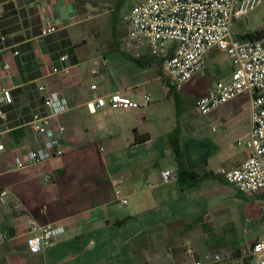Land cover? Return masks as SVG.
Segmentation results:
<instances>
[{"label":"crops","instance_id":"1","mask_svg":"<svg viewBox=\"0 0 264 264\" xmlns=\"http://www.w3.org/2000/svg\"><path fill=\"white\" fill-rule=\"evenodd\" d=\"M81 1L0 0V87L13 96L2 106L6 119H0V190H7L0 203V264H217L216 253L224 254L222 264H253L251 249L264 239V195L239 192L219 172L248 157V149L237 145L250 131L248 97L208 115H201L195 102L193 115L176 103L173 114L158 108L174 90L182 104L203 71L181 89L167 87L160 59L147 49L127 48L126 33L120 34L114 16L112 37L102 40L91 26L107 12L100 2L81 6ZM248 22L233 23L237 39L264 31L252 17ZM47 23L58 24L59 30L41 37ZM213 53L219 52L212 51L207 61ZM63 56L68 59L61 61ZM94 59L105 63L95 95L90 91ZM54 68L59 72L54 74ZM231 71L232 66L218 81L227 80ZM206 87L201 84L200 95L212 88ZM52 91L69 103L66 113L49 119L53 133L65 129L64 154L15 169L18 153L42 146L30 122L35 114H46L43 98ZM113 92L139 103L142 95L153 94L157 107L150 102L140 109L89 111L87 104L96 96ZM175 129L185 165L199 178L187 190L178 178L162 180V172L177 171ZM118 188L127 204L116 196ZM16 203L22 204L19 213L12 209ZM32 222L60 225L64 232L53 246L31 254L26 240ZM187 243L193 257L185 253Z\"/></svg>","mask_w":264,"mask_h":264},{"label":"built area","instance_id":"2","mask_svg":"<svg viewBox=\"0 0 264 264\" xmlns=\"http://www.w3.org/2000/svg\"><path fill=\"white\" fill-rule=\"evenodd\" d=\"M264 0H144L134 5L123 19L126 33V47L136 52L147 49L153 57L160 59L161 72L166 81L175 89H181L194 76L204 71L207 56L212 51L224 54L231 63L232 71L227 80L218 81L205 94L198 97L195 107L201 115H208L233 99L246 95L250 115V131L246 141H237L244 145L248 157L237 167L221 168V177L246 195H264V37L256 40L241 41L232 30L237 20L244 22ZM59 25L47 23L40 29L41 37L53 34ZM15 54H18L17 52ZM68 56L61 57L66 61ZM104 61L94 59L91 73L95 77L90 86L92 94L99 90L100 81L104 79L101 67ZM9 66L5 65V69ZM54 74L59 70L54 68ZM65 72H68L65 70ZM44 90L43 87H40ZM13 102L10 89L0 87V119H6L2 106ZM151 102L149 94L142 95V103L132 101L117 92L96 96L88 103L90 112L96 108L140 109ZM46 110L44 116L35 114L30 122V129L41 143L38 150L18 153L15 156V169L40 164L64 154L61 147L64 128L53 133L49 119L69 110L68 100L57 91L48 92L43 98ZM4 146L0 145V151ZM46 176V181L50 180ZM177 178V172H162V180ZM122 204L127 199L121 189L115 191ZM7 190H0V203H5ZM13 211H22V204L16 203ZM64 232L56 224H39L32 222L28 227L26 245L29 253L38 254L43 249L55 244V238ZM4 237L0 235V244ZM253 264H264V239L255 243L251 249ZM185 253L193 257L192 246L185 244ZM214 261L222 264L223 253H216ZM199 264V263H197Z\"/></svg>","mask_w":264,"mask_h":264},{"label":"rangeland","instance_id":"3","mask_svg":"<svg viewBox=\"0 0 264 264\" xmlns=\"http://www.w3.org/2000/svg\"><path fill=\"white\" fill-rule=\"evenodd\" d=\"M86 1L87 0H82L80 2V5L84 6V2ZM89 1H93V0H89ZM95 1L101 3L102 8H104L107 14L105 15V17H101L100 22L98 21H96L98 23L93 22L94 24L92 23L91 27H93L94 29H98L100 38L102 40H106L107 38L112 37V32H111L112 17L114 16L115 18H118L117 27L120 30V34H122L124 32L123 31L124 17L126 16V14L133 5L138 4L144 0H95ZM250 17H252L256 22L264 24V1L259 7L256 8L254 12L249 14L248 20L245 21L244 23L245 25L249 23L248 21L250 20ZM87 42L88 44H91V40H88ZM230 70H231V64L229 59L224 54L213 53V55H211L207 61V68L204 69L202 73V77L200 74H198L195 78L198 80V84L193 86L192 91H190L191 93L187 95V98L183 99L182 104L178 103V106L180 105L182 109L186 107L189 108L188 113L193 115L195 113V109L193 108L192 104L196 101L198 97L201 96L199 94L201 90V84L203 85L205 84L208 88L212 87V85L215 82H217L221 78H224L230 72ZM176 93L181 95V93L176 90L170 92V97L166 100V102L163 103V106L159 107L158 105V108L163 109L166 112L170 111L172 112V114L176 112L177 111L175 104L176 103L175 96H177ZM150 95H151V106L157 107V102H154V95L153 94ZM196 239L197 236L195 233L194 235L189 237V240L192 242V244H194Z\"/></svg>","mask_w":264,"mask_h":264},{"label":"trees","instance_id":"4","mask_svg":"<svg viewBox=\"0 0 264 264\" xmlns=\"http://www.w3.org/2000/svg\"><path fill=\"white\" fill-rule=\"evenodd\" d=\"M115 21L116 20H114L113 22L116 23L115 25H117V22H115ZM113 29L115 30L114 36H117L118 33L116 31V26H114ZM262 37H264V31H256L253 33L246 34V36L242 37L241 39L256 40V39H261ZM166 84L169 88L172 87L168 82H166ZM175 99H176L177 109H179L180 105L178 106L177 96H175ZM174 134H175V137L177 140L175 142H173L172 144H173V152H174L176 164H177V171H176L177 172V178L181 182L185 183L184 190H187L191 186L199 183V178L195 175L194 172L188 170L186 165H185L182 152L178 146V138H179L180 131L178 129H175L173 135ZM146 139L147 138H143L140 142H143ZM142 236H144V234Z\"/></svg>","mask_w":264,"mask_h":264}]
</instances>
